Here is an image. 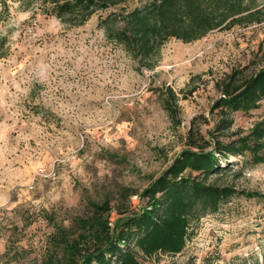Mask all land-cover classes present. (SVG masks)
Here are the masks:
<instances>
[{
    "label": "rangeland",
    "instance_id": "1",
    "mask_svg": "<svg viewBox=\"0 0 264 264\" xmlns=\"http://www.w3.org/2000/svg\"><path fill=\"white\" fill-rule=\"evenodd\" d=\"M7 4L0 19L10 47L0 60V264L41 262L55 231L49 216L69 227L90 213V201L138 208L143 199L124 190L141 191L168 167L194 117L211 118L201 124L204 131L212 127L216 82L263 65L264 20L216 29L190 43L171 38L157 66L146 68L99 26L112 8L74 26L38 4ZM166 87L179 96L178 127L163 107L160 88ZM263 115L264 100L259 109L235 112L234 129H248ZM244 163L235 165L241 173L219 182L264 194V163ZM116 216L113 211L112 220ZM263 254L264 200L234 195L194 226L182 252L144 259L264 264Z\"/></svg>",
    "mask_w": 264,
    "mask_h": 264
},
{
    "label": "trees",
    "instance_id": "2",
    "mask_svg": "<svg viewBox=\"0 0 264 264\" xmlns=\"http://www.w3.org/2000/svg\"><path fill=\"white\" fill-rule=\"evenodd\" d=\"M7 1L0 0V19L8 13ZM17 1L26 8L38 4L74 26L85 24L99 10L112 8L99 18V26L146 68L157 66L162 47L171 38L190 43L216 29L264 20V0H145L131 10L124 6L129 0ZM9 49L8 35L0 33V60ZM216 88L220 95L211 106L212 127L204 131L201 123H210L211 118L194 117L185 146L168 167L141 191L124 190L128 198L143 199L138 208L128 202L112 204L110 199L90 201V213L77 217L69 227L49 216L55 231L42 261L34 264H147L144 258L182 252L194 226L207 214L218 212L232 196L264 200L263 193L219 182L228 173L242 172L235 168L237 163H264V115L248 129H234L233 116L262 107L264 57L262 67L251 75L225 73ZM160 92L165 111L178 127L182 124L178 94L171 87ZM113 211L117 212L114 220Z\"/></svg>",
    "mask_w": 264,
    "mask_h": 264
}]
</instances>
